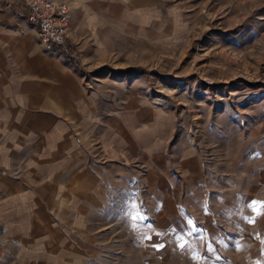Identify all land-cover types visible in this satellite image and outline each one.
Wrapping results in <instances>:
<instances>
[{"label":"crops","instance_id":"obj_1","mask_svg":"<svg viewBox=\"0 0 264 264\" xmlns=\"http://www.w3.org/2000/svg\"><path fill=\"white\" fill-rule=\"evenodd\" d=\"M56 1L69 4L70 38L46 50L18 0H0V264H92L135 199L155 206L137 226L152 264H247L242 241L211 249L225 232L206 207L207 170L191 142L167 149L172 116L89 88L111 31L133 34L130 0Z\"/></svg>","mask_w":264,"mask_h":264},{"label":"rangeland","instance_id":"obj_2","mask_svg":"<svg viewBox=\"0 0 264 264\" xmlns=\"http://www.w3.org/2000/svg\"><path fill=\"white\" fill-rule=\"evenodd\" d=\"M130 2L133 34L111 31V59L86 69L100 75L89 88L103 101L132 94L172 116L167 149L191 142L207 170L206 207L225 232L211 249L242 241L254 248L247 264H264V0ZM137 200L121 206L130 219L101 238L92 264H152L137 226L155 206ZM187 201L183 214L197 223L196 197Z\"/></svg>","mask_w":264,"mask_h":264},{"label":"built area","instance_id":"obj_3","mask_svg":"<svg viewBox=\"0 0 264 264\" xmlns=\"http://www.w3.org/2000/svg\"><path fill=\"white\" fill-rule=\"evenodd\" d=\"M17 14L23 16L37 30L39 42L46 50L63 45L70 38L71 15L66 1L18 0ZM12 1L6 3L12 7Z\"/></svg>","mask_w":264,"mask_h":264}]
</instances>
